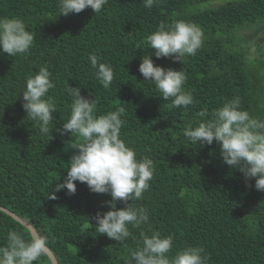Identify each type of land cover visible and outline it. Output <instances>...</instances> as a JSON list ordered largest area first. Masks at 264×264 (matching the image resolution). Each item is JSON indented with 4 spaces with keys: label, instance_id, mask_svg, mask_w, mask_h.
Masks as SVG:
<instances>
[{
    "label": "trees",
    "instance_id": "1",
    "mask_svg": "<svg viewBox=\"0 0 264 264\" xmlns=\"http://www.w3.org/2000/svg\"><path fill=\"white\" fill-rule=\"evenodd\" d=\"M215 1L159 0L148 9L144 0H108L97 14L89 8L59 16L58 0H0V17L21 19L35 37L27 55H0V207L47 237L58 264H132L130 250L140 246L141 231L171 235L170 256L199 246L207 264H264V192L246 186L239 171L223 164L215 142L200 148L183 135L187 125L201 119L202 108L207 120L237 97L242 110L264 120V61L248 59L242 38L244 31L264 24V0L213 6ZM177 20L202 30V47L180 64L151 58L154 65L186 73L183 87L194 98L186 108H170L171 100L165 101L137 70L151 51L146 37L162 22ZM90 54L112 66L108 90L96 79ZM42 66L56 85L49 91L57 106L49 135L26 116L20 98L26 79ZM68 86L96 100L97 115L124 107L120 138L138 159L153 161L149 189L130 201L147 210L149 221L140 228L129 225L132 235L124 245L100 235L91 220L109 210L102 207L109 195L91 193L76 182L74 195L63 189L58 199H48L66 175L71 146L78 142L56 131L70 114ZM9 230L31 239L26 228L0 211V246ZM35 264L51 262L44 255Z\"/></svg>",
    "mask_w": 264,
    "mask_h": 264
},
{
    "label": "clouds",
    "instance_id": "2",
    "mask_svg": "<svg viewBox=\"0 0 264 264\" xmlns=\"http://www.w3.org/2000/svg\"><path fill=\"white\" fill-rule=\"evenodd\" d=\"M107 2L58 0L59 16L78 14L89 8L97 14ZM158 2L144 0V6L151 9ZM34 38L21 19L0 17V55H27ZM146 41L151 51L141 57L137 69L143 81L154 85L165 101L171 100L170 108L193 105V95L183 87L186 73L154 65L151 57L168 58L180 64L185 56H195L202 47V30L183 20L170 25L162 22ZM88 60L99 84L108 90L114 79L112 66L102 62L96 54H90ZM51 75L47 66L40 67L37 73L26 79L25 90L20 96L26 116L35 122L43 135H49L50 125L53 130V114L57 107L49 95V91L56 87ZM66 92L72 98L70 114L56 131L61 136L76 137L78 142L71 146L74 154L68 162L66 175L53 185L48 199H58L56 194L63 189L67 195H74L76 182L85 184L91 193L109 195L111 199L102 205L109 210L103 214L97 212L91 220L100 235L124 245L132 235L129 225L140 228L149 221L147 210L133 207L130 201L140 200L149 189L153 161L148 157L138 159L136 152L120 138L124 107L97 115L96 100L82 96L76 87L68 86ZM206 115L207 109L202 108L197 113L201 119L196 125L189 124L184 128V137L200 148L215 142L223 164L239 171L246 186L264 192V120L253 118L248 111L242 110L238 97L216 109L210 119H203ZM251 181L254 184L250 185ZM117 202L123 203L124 207L117 209ZM140 237V246L130 250L132 264H207L208 257L202 247H186L170 256L173 248L171 235L162 237L154 231L149 236L141 231ZM47 251V237L36 235L26 240L20 232L9 230L6 244L0 246V264H35Z\"/></svg>",
    "mask_w": 264,
    "mask_h": 264
},
{
    "label": "rangeland",
    "instance_id": "3",
    "mask_svg": "<svg viewBox=\"0 0 264 264\" xmlns=\"http://www.w3.org/2000/svg\"><path fill=\"white\" fill-rule=\"evenodd\" d=\"M233 2L239 0H219L214 3L213 6H218L222 2ZM243 43L246 47L248 59L253 60L255 58L264 61V24L253 27L242 33Z\"/></svg>",
    "mask_w": 264,
    "mask_h": 264
},
{
    "label": "water",
    "instance_id": "4",
    "mask_svg": "<svg viewBox=\"0 0 264 264\" xmlns=\"http://www.w3.org/2000/svg\"><path fill=\"white\" fill-rule=\"evenodd\" d=\"M0 211L5 213L8 217L12 218L14 221L19 223L20 225H22L24 228H26L29 231L31 238L38 235V233L36 232V230L33 228L32 225H30L26 221L22 220L21 218H19L15 214L11 213L10 211H8L2 207H0ZM45 255L49 258L51 264H58L56 257L53 255V253L49 249L45 253Z\"/></svg>",
    "mask_w": 264,
    "mask_h": 264
}]
</instances>
